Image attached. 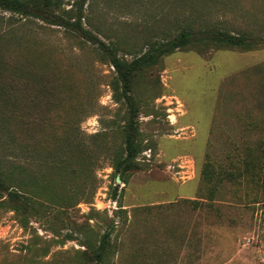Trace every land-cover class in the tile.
<instances>
[{"label":"rangeland","instance_id":"1","mask_svg":"<svg viewBox=\"0 0 264 264\" xmlns=\"http://www.w3.org/2000/svg\"><path fill=\"white\" fill-rule=\"evenodd\" d=\"M62 1L64 9L80 6ZM81 7L83 26L127 60L190 21L264 37V0H86ZM0 59L29 81L22 93L32 99L23 107L35 113L38 130V147L13 163L24 175L52 177L58 194L76 200L39 207L26 226L0 203V264H91L83 252L106 230L107 264H264V46L190 45L140 71L131 95L142 150L137 168L123 172L112 165L129 105L113 96L106 54L63 26L0 11ZM69 132L74 141L64 137ZM249 147L263 148L255 175L243 169ZM58 159L66 168L51 166ZM207 163L242 173L218 180ZM70 165L78 180L68 177Z\"/></svg>","mask_w":264,"mask_h":264},{"label":"trees","instance_id":"2","mask_svg":"<svg viewBox=\"0 0 264 264\" xmlns=\"http://www.w3.org/2000/svg\"><path fill=\"white\" fill-rule=\"evenodd\" d=\"M80 1L78 8L72 6L68 9L62 8V0H0V11L18 14L23 17H35L47 21L51 24L63 26L64 29L79 33L87 41L95 45L101 52L107 55L109 63L114 69L115 77L112 82L115 99H126L129 105V117L127 124L122 129L123 140L120 150L114 156L113 168L115 171L123 172L127 169L137 168L135 160L137 154L142 150V145L138 140V130L134 117L136 116V106L131 95L138 80V74L143 69L157 64L163 55L169 54L176 49L190 45L195 46L198 51H204L209 47H239L245 50L264 46V37L239 32L232 34L222 28H215L204 24L202 21H190L181 25L175 34L170 30L164 33L159 39L149 42L147 48L133 56L130 60L119 57L116 54L115 46H109L101 40L92 30L83 26L84 15L81 5L86 0ZM60 9V11H58ZM3 59H0V63ZM6 62L0 64V152H7V163H2L0 159V203L7 205L17 216L18 221L26 226L29 217L39 213V207L48 205H69L73 206L76 200L65 198L58 194L53 188L52 177H36L35 174H23L21 166L14 164L12 159L23 152L32 151L38 147V130L36 129V115L32 111L24 110V104L31 97L22 93V86L29 83L24 80L18 67L11 66V71H7ZM8 66V65H7ZM31 73V72H27ZM116 85H121V92L116 95ZM56 137H62L56 134ZM68 141L76 139L73 132L64 136ZM249 147L246 149V156L243 159V169L255 175L258 161L262 155L260 152L254 154ZM254 155V158L251 156ZM58 158L59 157L58 155ZM64 158L69 160L65 153ZM74 159V158H73ZM51 165L60 169L66 166L59 162V159ZM72 163H78L73 160ZM208 169L215 175L216 179H235L236 175L242 173L238 169L237 173L229 169L214 170L210 163ZM67 175L71 180H78V167L70 165L67 167ZM59 171V170H58ZM120 172L121 179L122 173ZM109 244V231H104L97 245L90 246L89 252H83L84 259L91 264H107V250Z\"/></svg>","mask_w":264,"mask_h":264}]
</instances>
